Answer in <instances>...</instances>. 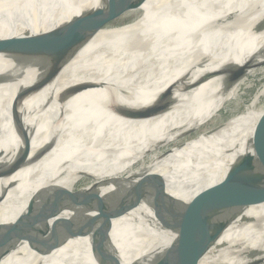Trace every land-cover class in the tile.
Instances as JSON below:
<instances>
[{"label": "bare ground", "instance_id": "1", "mask_svg": "<svg viewBox=\"0 0 264 264\" xmlns=\"http://www.w3.org/2000/svg\"><path fill=\"white\" fill-rule=\"evenodd\" d=\"M120 1L0 0V43L50 32ZM146 3L149 12L142 10ZM129 13L135 22L99 31L52 73L34 78L33 69L17 68L24 82L0 84V172L9 173L0 177V224L14 221L38 191L72 190L89 173L107 187L128 180L149 150L214 117L248 76L264 74V0H144ZM4 68L1 59L0 75ZM237 73L242 76L230 84ZM46 77L39 93L15 97L17 88ZM83 84L93 86L60 103L64 91ZM167 89L179 92L175 104L150 113ZM262 95L264 88L226 140L218 166L183 159L144 171L150 174L134 195L138 205L113 222V251L94 252L88 238L78 237L48 255L19 243L0 250V264H134L188 248L198 255L196 264H247L250 252L263 264L264 203L245 208L219 236L217 221L183 233L161 231L150 209L191 206L208 189L230 196L264 187V147L254 136ZM235 166L240 177L227 179Z\"/></svg>", "mask_w": 264, "mask_h": 264}, {"label": "water", "instance_id": "2", "mask_svg": "<svg viewBox=\"0 0 264 264\" xmlns=\"http://www.w3.org/2000/svg\"><path fill=\"white\" fill-rule=\"evenodd\" d=\"M143 2L144 0H121L112 6L75 18L50 32L2 41L0 60L5 62V68L0 75V84L15 86L19 82H24L26 78L17 72V68L33 69L34 78L52 73L71 59L95 34L108 28L123 14L138 8ZM134 20L136 18L125 25ZM241 76L242 74L237 73L230 80V84ZM48 80L50 79L47 77L44 80H32L27 86L17 88L15 97L27 99L34 96L44 89ZM92 86L83 84L72 87L61 94L59 101L63 103ZM176 93L179 92L173 89L161 93L152 102L153 109L150 113L168 112L175 104L173 97ZM250 105L251 102L243 104L235 112L222 109L216 127L225 128L243 118ZM258 111L262 114L257 121L254 136L264 147V129L260 126L264 124V108H261V104L256 108V112ZM134 118H142V116ZM22 122V113H18L12 119L13 131L17 139L22 135ZM202 135L203 132H198L193 139L184 141L185 145L191 144ZM231 172L234 175L231 174L227 179H235L241 175L237 166L232 167ZM8 174L4 170L0 172V177ZM148 177L149 175L143 172L122 181L113 196L108 199H103L90 190H83L81 184L73 190L61 187L40 190L29 200L25 211L14 221L0 224V250L14 244L26 243L37 254L48 255L70 238L78 237L88 238L94 252H111L115 247L112 239L113 222L127 216L136 208L138 204L134 201V195ZM2 201L3 197L0 196V203ZM261 203H264V187L230 196L208 189L198 193L191 206L165 210L151 204L150 209L161 231L183 233L205 222L217 221L221 223L217 235L219 236L229 224L242 215L245 208ZM249 255L252 256L247 258V264L262 263L255 253L250 252L247 256ZM198 258V255L188 248L174 253L155 254L134 264H196Z\"/></svg>", "mask_w": 264, "mask_h": 264}, {"label": "rangeland", "instance_id": "3", "mask_svg": "<svg viewBox=\"0 0 264 264\" xmlns=\"http://www.w3.org/2000/svg\"><path fill=\"white\" fill-rule=\"evenodd\" d=\"M152 9L153 6L151 5V3L142 6V10L144 11L149 12ZM133 17L136 18V14H123L115 23H113V25L115 28L123 27V25H125L127 22L134 19ZM135 21L136 20L132 22ZM113 25L111 24L108 28H112ZM263 88L264 74H260V69H258L254 75L248 76L246 78L244 84L239 87V90L237 91V94L234 96V98H232L227 104H225L221 108V110H228L230 112L238 111L241 105L252 102V100L257 96V94L263 90ZM260 104L261 108H264V95L260 97ZM221 110H219L214 117H211L210 119L203 122L199 126L193 128L192 130L165 143L157 145L158 147L155 146L153 149L149 150L150 152L148 151V156L146 155L145 157L143 167L138 170V172H135L134 175H132L129 179H131L133 176H137L138 174H142L144 171H146L152 166H155L156 168L152 170L151 173L183 159H191L205 166H218L217 162L219 160V155L226 140L242 127L244 119L241 118L239 120H236L235 122H233V124H229L225 128L216 127V125L220 121L219 112ZM198 132H203L202 137H198L191 144L187 143V145H185L184 141H187L191 138L193 139V137ZM147 174L149 175L150 173ZM120 183L113 184V186L111 187H107L102 183L96 184L93 181L91 174L89 173L88 176L75 183V185L72 187V190L75 189L78 184H81L83 190H90L91 192L99 195L101 198L107 199L109 195L112 194L118 186H120ZM176 185L177 184H173L169 186L163 192L172 189Z\"/></svg>", "mask_w": 264, "mask_h": 264}]
</instances>
